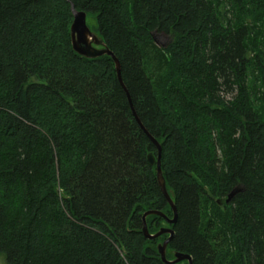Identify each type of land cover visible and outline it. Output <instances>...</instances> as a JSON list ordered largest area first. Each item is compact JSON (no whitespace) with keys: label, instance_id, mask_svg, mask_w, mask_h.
Returning a JSON list of instances; mask_svg holds the SVG:
<instances>
[{"label":"trees","instance_id":"1","mask_svg":"<svg viewBox=\"0 0 264 264\" xmlns=\"http://www.w3.org/2000/svg\"><path fill=\"white\" fill-rule=\"evenodd\" d=\"M71 4L125 89L73 51ZM150 137L167 259L264 264V0H0L5 264H164Z\"/></svg>","mask_w":264,"mask_h":264},{"label":"water","instance_id":"2","mask_svg":"<svg viewBox=\"0 0 264 264\" xmlns=\"http://www.w3.org/2000/svg\"><path fill=\"white\" fill-rule=\"evenodd\" d=\"M71 12H72V23L70 25V41H71V47L73 51L78 54L81 57L87 58V59H95L97 57L106 55L109 56L114 64H115V70L117 73V78L120 81L121 85L125 89L121 77H120V67L118 60L114 56V54L108 49L102 38L93 30L90 29V27L87 24V16L84 11H77L71 4ZM154 41H155V37ZM142 127V126H141ZM153 143L155 144L157 148V157L153 155V153H149L147 155V160L151 166H155L156 170V181L158 183V186L169 204V206L172 209L173 216L172 218H167L161 211L159 210H147L142 214V228L141 231L143 233V236L148 240H155L157 238H160L162 235H167L165 240L162 242L157 243L156 248L157 252L160 255L161 261L164 264H179L180 262L186 261L187 264H192V258L188 254H184L181 252L171 251L173 258L167 259L166 253H167V246L173 236V230L166 227V224H174L177 220V212L175 203L168 193L166 187H165V181L162 175L161 171V145L152 137H150ZM239 191L238 188H234L227 196L226 202H229L231 198ZM150 215H157L164 218V225L159 228L158 231L155 233H150L147 227L146 218Z\"/></svg>","mask_w":264,"mask_h":264},{"label":"rangeland","instance_id":"3","mask_svg":"<svg viewBox=\"0 0 264 264\" xmlns=\"http://www.w3.org/2000/svg\"><path fill=\"white\" fill-rule=\"evenodd\" d=\"M87 24L91 28V26L93 25L92 20L88 19ZM154 37H155L156 44L161 47L164 45H167V43L171 39L169 35L163 34V33H155ZM0 264H5V261L2 255H0Z\"/></svg>","mask_w":264,"mask_h":264},{"label":"bare ground","instance_id":"4","mask_svg":"<svg viewBox=\"0 0 264 264\" xmlns=\"http://www.w3.org/2000/svg\"><path fill=\"white\" fill-rule=\"evenodd\" d=\"M215 208V207H214ZM206 216V215H205ZM160 256V255H159Z\"/></svg>","mask_w":264,"mask_h":264}]
</instances>
